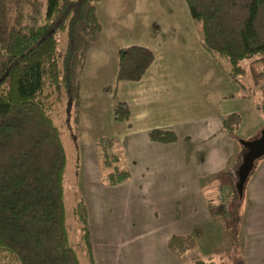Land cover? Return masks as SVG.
<instances>
[{"label":"crops","instance_id":"obj_1","mask_svg":"<svg viewBox=\"0 0 264 264\" xmlns=\"http://www.w3.org/2000/svg\"><path fill=\"white\" fill-rule=\"evenodd\" d=\"M96 5L100 33L85 54L76 124L81 138H91L80 145V179L92 262L182 264L167 241L190 236L196 249L185 260L204 258L199 249L215 264L213 256L227 249L219 211L231 206L230 185L243 151L237 139L249 141L264 127L255 96L240 93L202 48L184 0H99ZM130 46L150 50L153 60L139 81L117 82L118 50ZM117 102L127 105L125 122L113 120ZM232 113L241 117L234 136L221 124ZM154 129L177 139L153 142L148 133ZM99 137L117 141L127 181L100 184ZM224 190L229 196L217 200ZM243 196L237 211L240 264H264V155L248 175ZM208 198L216 211L207 208Z\"/></svg>","mask_w":264,"mask_h":264},{"label":"trees","instance_id":"obj_2","mask_svg":"<svg viewBox=\"0 0 264 264\" xmlns=\"http://www.w3.org/2000/svg\"><path fill=\"white\" fill-rule=\"evenodd\" d=\"M98 1L0 0V264H80L68 241L62 186L66 156L53 115L63 114L65 122L73 121L76 127L85 54L100 33ZM184 2L205 52L240 93L256 88L264 97V0ZM152 60V52L144 47L119 49L116 81H139ZM245 77L249 83L242 81ZM254 100L264 116V101ZM112 116L115 122L127 121V105L117 102ZM240 123L237 113L221 122L231 136ZM148 138L163 144L177 139L170 131L156 129ZM237 141L243 151L236 169L245 152L243 142ZM96 158L102 186L129 179L115 139L99 137ZM244 185L237 186L234 173L230 209L219 211L232 233L229 255L237 247ZM214 204L213 198L207 199L210 212L216 211ZM74 213L88 264H93L82 197ZM167 248L182 264H213L211 257L185 260L196 249L190 236L171 237Z\"/></svg>","mask_w":264,"mask_h":264},{"label":"rangeland","instance_id":"obj_3","mask_svg":"<svg viewBox=\"0 0 264 264\" xmlns=\"http://www.w3.org/2000/svg\"><path fill=\"white\" fill-rule=\"evenodd\" d=\"M242 65L245 66L246 62H243ZM242 81L247 82V83L250 82L248 77L243 78ZM252 92H254V94L256 95L255 96L256 100L264 101V97L261 94H259V91L256 88H254ZM53 117H54L53 119L54 124L59 131V135H60V138L63 144L65 156H66L62 186H63L64 209H65V216H66L65 224H66V229H67V234H68V241L71 247L74 249L80 264H88L85 246H84V243L81 237L80 226L75 216L74 210H75V204L78 201L79 197L83 198L82 192H81L82 190L81 183L83 181L82 179H80V175H81V172H80L81 146L80 145L83 141L90 140L91 138H88V137L81 138L80 134L76 130L77 127H75L74 122L72 121V122L66 123L63 114L61 113L54 114ZM101 134L104 135L105 133H101ZM222 220H223V223L226 229V223L223 217H222ZM227 221L228 223H230V219H227ZM230 234L232 233L229 232L228 229H226L227 249L226 250L224 249L220 251V254L213 256V258L215 257L214 259H216L215 264H240L238 246L237 247L235 246V249L233 250L234 252L231 253V255H233L234 258L228 254V251L230 250V243L232 242L230 239ZM236 244L238 245V241L237 242L235 241V245ZM198 252L202 257L204 258L206 257L200 253L199 249H198ZM235 257L238 258V261H237V258Z\"/></svg>","mask_w":264,"mask_h":264},{"label":"water","instance_id":"obj_4","mask_svg":"<svg viewBox=\"0 0 264 264\" xmlns=\"http://www.w3.org/2000/svg\"><path fill=\"white\" fill-rule=\"evenodd\" d=\"M245 152L236 171L237 186L240 187L246 181L254 162L264 155V128L259 136L253 140L243 142Z\"/></svg>","mask_w":264,"mask_h":264},{"label":"built area","instance_id":"obj_5","mask_svg":"<svg viewBox=\"0 0 264 264\" xmlns=\"http://www.w3.org/2000/svg\"><path fill=\"white\" fill-rule=\"evenodd\" d=\"M228 196H229V191L227 190L219 191L217 194V199L222 200L224 197H228Z\"/></svg>","mask_w":264,"mask_h":264}]
</instances>
